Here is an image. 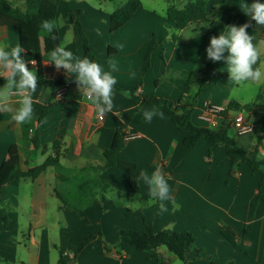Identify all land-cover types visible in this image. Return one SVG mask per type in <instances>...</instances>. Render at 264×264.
<instances>
[{"label": "crops", "instance_id": "1", "mask_svg": "<svg viewBox=\"0 0 264 264\" xmlns=\"http://www.w3.org/2000/svg\"><path fill=\"white\" fill-rule=\"evenodd\" d=\"M192 1L179 0L178 8L183 9ZM223 1L207 0L208 10ZM226 1L233 10L235 25L250 24L247 31L259 46L261 61L264 62V28L256 26L241 12L239 8L244 0ZM19 2L20 8H23L24 0ZM52 2L56 5L55 18L61 26L54 33L56 40L40 38L42 57L59 43H64L75 55L85 57L84 40L79 28L67 18L72 12L75 21L81 23L97 63L106 70L109 60L117 63L118 71L113 73L117 88L135 90L142 79L139 95L159 99L181 98L184 90L182 79L156 83L169 71L191 72L197 67L204 40L202 36L194 34V27L177 31L174 24L155 10L145 8L141 1L142 6L134 18L117 32L111 33V15L126 5L128 0L121 1L111 11L91 5L86 0ZM251 2L248 0V3ZM260 2L264 3V0ZM79 10H82V14H78ZM166 11L167 8L165 14ZM175 33L184 41L180 43L179 50L171 40L160 42L170 39ZM151 34L157 36L158 44L151 55L150 68L143 75ZM188 35L192 37L185 39ZM0 43L21 45L20 33L14 28L0 27ZM109 47L116 49L117 53L109 55ZM22 55L26 61L34 60L26 50ZM46 61H36L37 75L52 81L68 77L63 69L57 70L50 63L45 64ZM260 66L264 71V64ZM28 67L31 69L33 65L29 63ZM216 67L223 77L204 87L193 115L194 124L205 127L197 118L209 104L249 106L251 110L246 118L257 127L256 131L239 136L232 128L229 135L241 149L257 150L258 158L263 159L264 80L244 85L234 92L235 86L228 80L224 62H217ZM40 86L34 94L35 99H40L44 88L52 89L51 96L45 97L43 103L34 104L35 115L30 123L18 125L12 121L11 112H0V169H8L9 150L14 145L18 146L21 162L28 168L44 164L50 156L55 155L56 148L61 153L60 164L65 169L104 166L103 149L112 146L116 131L123 128L127 134L126 144L117 156L121 161L135 164L137 171L127 173L116 168L106 169L100 179L108 181L123 196L119 197L116 192L100 196L82 212L92 223L101 226L108 245L114 246L119 242V229L145 232V221L156 232L192 233L195 247L202 250L197 255L187 249V260L181 261L163 249L169 264H189L192 261L194 264H226L229 261L234 264H264V201L252 215L261 182L264 193V170L253 171L242 163L232 174L229 157L223 148L216 149L211 156L209 145L203 140L196 148H187L183 143L185 134L177 129L163 109H159L163 116L158 115L149 122L142 112L152 108L140 106L122 93H114V110L100 121L94 107L78 92L77 87L64 85L55 91L50 84ZM18 99V94H14V107L18 106ZM48 101L52 104L42 118ZM35 133H38V149L32 143ZM157 168L163 170L174 197L167 202L168 211L162 215L158 214L157 204L144 205L149 200L148 186L143 181L136 183L140 172L151 175ZM56 187H61L66 193V184H59L55 169L49 168L35 180L24 179L1 189L2 199L11 206L9 217L18 224V230L9 231L0 225V258L6 261L0 264H58L59 250L69 257L72 246L88 235L98 234L95 225H86L74 213L61 209ZM116 200L124 202V205L116 206ZM133 201H136L134 205L126 203ZM225 227L236 233V245L222 237L220 231ZM75 264L157 263L150 260L146 253L126 246L105 253L103 245L93 241L78 256Z\"/></svg>", "mask_w": 264, "mask_h": 264}, {"label": "trees", "instance_id": "2", "mask_svg": "<svg viewBox=\"0 0 264 264\" xmlns=\"http://www.w3.org/2000/svg\"><path fill=\"white\" fill-rule=\"evenodd\" d=\"M78 2L81 0H69ZM141 0H128L127 4L115 11L110 19V32L114 33L123 28L135 16L136 12L141 8ZM56 5L52 0H24V7L20 8L14 4L13 0H0V27H10L16 29L21 36L22 47L32 56V58L40 62L42 59H48V55L42 57L40 55L39 40L40 38H49L45 34L40 24L43 20H52L55 18ZM82 14V10L78 11ZM68 20L76 23L80 34L84 40L85 56L97 62L96 56L91 52L89 41L82 31L80 22L75 21V14L70 12L67 16ZM166 19L169 23L174 24L177 31L185 30L194 27V34L202 36L204 46L199 56L197 67L191 72H168L164 77L157 81L160 84L164 81L173 82L176 78L184 81V90L179 100L173 98L159 99L157 97H145L138 94L139 88L142 87V79L139 82L138 88L135 90H126L129 92V98L137 102L140 106L155 107L163 109L171 118L177 129L185 134L184 145L187 148L194 149L198 143L203 140L209 145V156L218 148H223L227 153L230 164L232 166V174L240 167L242 163L247 164L253 171L264 170V158H258V151H249L241 149L237 142L230 137L229 132L232 129V121L229 113L222 116V122L219 128H209L197 126L193 122V115L198 104V99L209 82H218L222 77V73L216 67L217 62H212L206 58V48L209 45L210 37L218 35L227 25H235L233 10L228 1L221 2L212 10L207 8V0H193L183 9L172 5L166 11ZM169 27V26H168ZM150 49L146 57V64L143 75L150 68L151 55L156 50L158 38L155 34L149 35ZM171 39L174 41L176 50H179V44L183 39L179 35H173ZM163 39L160 42H166ZM117 50L109 47L108 54L113 55ZM40 85L50 84L55 91L64 85L76 86L73 82L74 77H61L58 80H48L40 75ZM4 83L3 78H0V86ZM123 90L115 86L114 93H122ZM52 102L48 101L42 118L45 116L47 109ZM230 111H244L249 113V106L241 107L236 103L228 105ZM42 118L39 120L41 122ZM262 120V125H263ZM257 128V127H256ZM38 133H35L32 143L38 149L37 144ZM127 134L124 129L116 131L113 144L110 148L103 149L105 165L100 167H86L77 170L65 169L60 164L61 153L56 148L55 155L50 156L42 165L28 168L21 162L18 146L14 145L9 150V167L6 170L0 169V191L10 184H18L21 180H35L45 173L49 168H54L59 184H66V193L59 187L55 189L58 199L62 203V210H67L74 213L77 218L86 225H95L97 235H88L81 242L71 247V257H66V254L59 250L58 264H75L78 256L84 249L93 241H98L103 245L105 253H110L117 250L121 246L135 248L140 252L147 254L150 260H154L157 264H169L167 258L162 251L163 249L169 254L177 257L181 261H186V251L191 249L197 255L201 254L202 250L195 247V238L192 233L185 231L180 233L156 232L153 227L144 221L145 232L125 231L119 229V242L110 246L104 240L101 226L98 223H92L87 217L82 215V212L90 207L93 202L100 196L105 197L107 194L116 192L121 197L123 194L113 188L108 181L100 179L101 174L108 168L120 169L127 173L137 171L135 164L121 161L118 158L120 152L126 144ZM27 167V169H25ZM136 188V186L134 185ZM127 195V194H126ZM129 196V195H127ZM137 197V195H133ZM264 201V193L262 192V182L258 187L257 199L253 203L252 215L260 203ZM116 206H123L124 202L114 201ZM148 205V202L144 203ZM11 206L5 202L0 195V225L9 231L18 230V224L12 221L9 217ZM222 237L236 245L237 235L229 227H225L220 231ZM0 263H6L0 258ZM189 264H194L193 261ZM211 264H214L213 262ZM226 264H234L229 261Z\"/></svg>", "mask_w": 264, "mask_h": 264}, {"label": "clouds", "instance_id": "3", "mask_svg": "<svg viewBox=\"0 0 264 264\" xmlns=\"http://www.w3.org/2000/svg\"><path fill=\"white\" fill-rule=\"evenodd\" d=\"M241 12L248 16L255 25L264 28V3L260 0H244L243 6L239 8ZM60 22L56 19L43 20L40 24L41 30L56 40L55 31L60 27ZM249 23L242 25H227L218 34L210 37L209 45L206 48V58L212 62L223 61L226 66L228 80L235 86L234 92H238L240 87L264 80V71L261 64V50L254 43V38L247 31ZM191 35L184 38H190ZM123 46L121 45L120 48ZM25 49L20 45H10L0 43V78L4 83L0 86V112H11L12 121L18 125L30 123L35 115L34 104L43 103L45 97L51 96L52 89L44 88L40 99H35L34 94L40 86V77L37 75L35 60L26 61L22 55ZM31 63L33 68H29ZM45 64H51L55 69H63L68 77H74V83L78 92L83 94L86 101L94 107L96 114L103 117L109 112H113V95L117 79L113 75L118 71V65L114 60L108 61L107 70L87 56L81 58L68 50L64 43L56 44L48 53ZM134 75V74H133ZM18 94L17 107L13 106L12 97ZM123 95L129 96L128 91H123ZM147 121H151L156 116H163L159 109L153 107L142 112ZM143 181L148 186V203L157 204L159 213L168 211L167 202L174 199L172 188L168 184L162 169L157 168L151 175L147 172H140L136 177V183ZM134 205L136 201L126 202Z\"/></svg>", "mask_w": 264, "mask_h": 264}, {"label": "built area", "instance_id": "4", "mask_svg": "<svg viewBox=\"0 0 264 264\" xmlns=\"http://www.w3.org/2000/svg\"><path fill=\"white\" fill-rule=\"evenodd\" d=\"M229 113L232 121V128L235 129L236 133L240 135H246L254 133L256 127L254 124L246 118V113L244 111H230L228 105H206L204 111L198 116L197 120L209 128H219L222 122V116ZM100 121L104 120V116L99 117ZM131 137H128L129 139ZM71 257V255L69 256Z\"/></svg>", "mask_w": 264, "mask_h": 264}, {"label": "rangeland", "instance_id": "5", "mask_svg": "<svg viewBox=\"0 0 264 264\" xmlns=\"http://www.w3.org/2000/svg\"><path fill=\"white\" fill-rule=\"evenodd\" d=\"M121 1H123V0H116L115 2L111 1V0H86L87 3H89L91 5H98L103 10H106V11H111L115 7V5L118 6L121 3ZM141 1H142L145 8L155 10L156 12H158L160 14V16H162V17L164 16L165 19H166V14H165L166 8L168 9V7L172 6V5L179 7V0H141ZM13 2L17 6H20L19 0H13ZM175 35H178V33H175ZM169 40L174 42L171 39V37H170V39L167 38V41H169ZM182 42H184V41H182Z\"/></svg>", "mask_w": 264, "mask_h": 264}]
</instances>
